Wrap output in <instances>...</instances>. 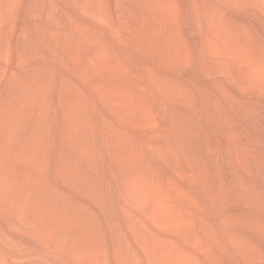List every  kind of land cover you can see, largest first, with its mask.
I'll use <instances>...</instances> for the list:
<instances>
[{
    "label": "rangeland",
    "instance_id": "obj_1",
    "mask_svg": "<svg viewBox=\"0 0 264 264\" xmlns=\"http://www.w3.org/2000/svg\"><path fill=\"white\" fill-rule=\"evenodd\" d=\"M0 264H264V0H0Z\"/></svg>",
    "mask_w": 264,
    "mask_h": 264
}]
</instances>
